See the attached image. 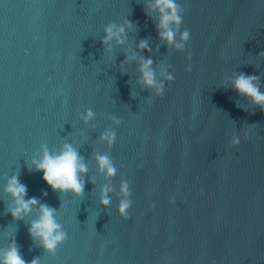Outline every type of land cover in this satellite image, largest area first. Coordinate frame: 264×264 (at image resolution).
I'll list each match as a JSON object with an SVG mask.
<instances>
[{
	"label": "water",
	"instance_id": "1",
	"mask_svg": "<svg viewBox=\"0 0 264 264\" xmlns=\"http://www.w3.org/2000/svg\"><path fill=\"white\" fill-rule=\"evenodd\" d=\"M176 4L182 49L156 0H0V262L14 241L27 264H264V109L234 87L245 74L264 93V0ZM109 26L123 43H104ZM66 146L82 195L36 167ZM13 177L38 201L18 220ZM40 205L65 233L54 251L30 233Z\"/></svg>",
	"mask_w": 264,
	"mask_h": 264
},
{
	"label": "clouds",
	"instance_id": "2",
	"mask_svg": "<svg viewBox=\"0 0 264 264\" xmlns=\"http://www.w3.org/2000/svg\"><path fill=\"white\" fill-rule=\"evenodd\" d=\"M156 7L159 8L161 13V22L158 25L162 31L160 32L161 39L167 40L170 45L175 44L177 49H182L183 44L175 42L176 33L170 29V22H175L177 25L181 23V16L178 14V7L176 0H156ZM131 26V25H129ZM114 26L106 28V37L104 43L108 44L112 39H116L119 43H123L120 39V34L125 32V29L121 27L119 32L113 31ZM182 40L188 41L190 38V32L185 30L182 33ZM139 48L144 51H150L146 41H141ZM191 59V57H189ZM153 61L147 59L141 65V72L143 75V83L150 88H157V94L163 96L162 86L157 87L155 74L151 69ZM188 72L192 71L191 64L188 65ZM172 80V77H168ZM257 77L240 74L234 81V87L237 92L241 95L250 97L253 102L264 109V93H261L259 87L255 83ZM89 117L92 113L89 112ZM108 139L111 142L114 139L113 133H105L102 137ZM238 139L233 141L234 145H239ZM99 164L102 169L107 168L109 175H114V168L111 166L107 157H98ZM37 170L43 172V178L47 184L57 192H68L72 191L77 195H82L84 191V184L81 182L78 173L86 172V167L80 163V157L78 153L73 150L72 147L66 146V151L60 155L53 156L47 151L45 152L44 158L37 165ZM123 190L127 192V186L125 185ZM6 191L11 194L14 198L16 207L11 210V214L14 219H20L23 213L31 211V206L38 204L35 198L26 199L27 188L20 183L18 177H13L9 182ZM203 192V189H201ZM107 197V190L105 191V198L102 203L107 206L110 200ZM174 203V199L171 201ZM155 205H153L154 207ZM129 203L122 201L120 205V212L128 218L127 209ZM41 216L39 220L33 222L30 233L33 237H40L43 241V245L48 251H54L58 243L65 239V233L59 231L60 225L56 223L53 217L54 209L47 205H40ZM0 264H27V262L21 256L18 247L13 241L10 249L6 252L2 262ZM31 264H38V261L34 259Z\"/></svg>",
	"mask_w": 264,
	"mask_h": 264
}]
</instances>
